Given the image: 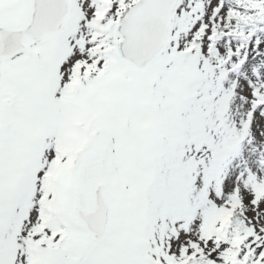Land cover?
Masks as SVG:
<instances>
[{
    "label": "rangeland",
    "instance_id": "1",
    "mask_svg": "<svg viewBox=\"0 0 264 264\" xmlns=\"http://www.w3.org/2000/svg\"><path fill=\"white\" fill-rule=\"evenodd\" d=\"M135 1L67 0L58 32L0 61V264H264V0H179L139 76L116 57ZM26 8L0 0V22ZM188 78L209 97L194 102ZM102 148L109 226L91 243L70 206Z\"/></svg>",
    "mask_w": 264,
    "mask_h": 264
},
{
    "label": "water",
    "instance_id": "2",
    "mask_svg": "<svg viewBox=\"0 0 264 264\" xmlns=\"http://www.w3.org/2000/svg\"><path fill=\"white\" fill-rule=\"evenodd\" d=\"M177 1L138 0L117 24L119 53L135 72L142 70L163 47ZM65 12L66 0H28L23 21L16 24L0 23V59L12 58L46 35L54 33ZM101 162V156L87 160L80 178L82 188L77 193L76 213L94 240L102 237L106 221L102 184L96 180ZM84 186H90L93 193L89 207H85Z\"/></svg>",
    "mask_w": 264,
    "mask_h": 264
}]
</instances>
